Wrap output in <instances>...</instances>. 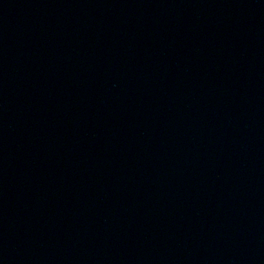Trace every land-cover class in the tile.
Segmentation results:
<instances>
[{"label": "water", "instance_id": "obj_1", "mask_svg": "<svg viewBox=\"0 0 264 264\" xmlns=\"http://www.w3.org/2000/svg\"><path fill=\"white\" fill-rule=\"evenodd\" d=\"M0 264H264V0H0Z\"/></svg>", "mask_w": 264, "mask_h": 264}]
</instances>
